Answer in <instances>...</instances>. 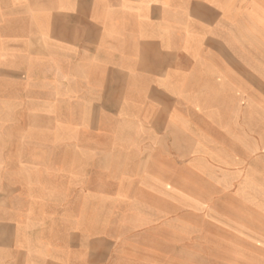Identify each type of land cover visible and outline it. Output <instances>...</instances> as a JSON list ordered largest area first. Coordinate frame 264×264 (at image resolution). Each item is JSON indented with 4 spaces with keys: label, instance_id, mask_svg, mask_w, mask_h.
<instances>
[{
    "label": "crops",
    "instance_id": "0c3cea01",
    "mask_svg": "<svg viewBox=\"0 0 264 264\" xmlns=\"http://www.w3.org/2000/svg\"><path fill=\"white\" fill-rule=\"evenodd\" d=\"M5 84L67 131L0 109V264H171L191 180L264 206V0H0Z\"/></svg>",
    "mask_w": 264,
    "mask_h": 264
},
{
    "label": "rangeland",
    "instance_id": "374dc122",
    "mask_svg": "<svg viewBox=\"0 0 264 264\" xmlns=\"http://www.w3.org/2000/svg\"><path fill=\"white\" fill-rule=\"evenodd\" d=\"M0 91L6 100V84ZM4 100L0 109H6V126L36 120L44 132H59L54 140H66L65 117L21 119L17 103ZM186 189L181 207L171 206V264H264V212H259L264 206L258 198L211 197L209 189H200L193 180Z\"/></svg>",
    "mask_w": 264,
    "mask_h": 264
}]
</instances>
